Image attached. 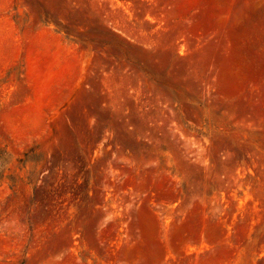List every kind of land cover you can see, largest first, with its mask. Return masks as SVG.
<instances>
[{
  "label": "rangeland",
  "instance_id": "374dc122",
  "mask_svg": "<svg viewBox=\"0 0 264 264\" xmlns=\"http://www.w3.org/2000/svg\"><path fill=\"white\" fill-rule=\"evenodd\" d=\"M0 264H264V0H0Z\"/></svg>",
  "mask_w": 264,
  "mask_h": 264
}]
</instances>
